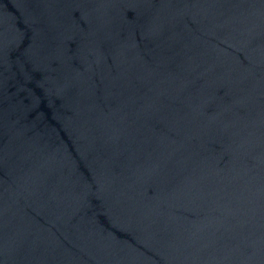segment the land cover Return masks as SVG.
Wrapping results in <instances>:
<instances>
[{
	"label": "water",
	"instance_id": "water-1",
	"mask_svg": "<svg viewBox=\"0 0 264 264\" xmlns=\"http://www.w3.org/2000/svg\"><path fill=\"white\" fill-rule=\"evenodd\" d=\"M0 264H264V0H0Z\"/></svg>",
	"mask_w": 264,
	"mask_h": 264
}]
</instances>
